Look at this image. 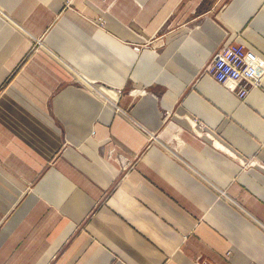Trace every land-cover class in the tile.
<instances>
[{
    "label": "crops",
    "instance_id": "obj_1",
    "mask_svg": "<svg viewBox=\"0 0 264 264\" xmlns=\"http://www.w3.org/2000/svg\"><path fill=\"white\" fill-rule=\"evenodd\" d=\"M237 41L264 0H0V264H264V80L205 70Z\"/></svg>",
    "mask_w": 264,
    "mask_h": 264
},
{
    "label": "built area",
    "instance_id": "obj_2",
    "mask_svg": "<svg viewBox=\"0 0 264 264\" xmlns=\"http://www.w3.org/2000/svg\"><path fill=\"white\" fill-rule=\"evenodd\" d=\"M205 70L218 83L244 99L250 89L262 84L264 59L248 50L244 43L231 42L215 52Z\"/></svg>",
    "mask_w": 264,
    "mask_h": 264
},
{
    "label": "rangeland",
    "instance_id": "obj_3",
    "mask_svg": "<svg viewBox=\"0 0 264 264\" xmlns=\"http://www.w3.org/2000/svg\"><path fill=\"white\" fill-rule=\"evenodd\" d=\"M89 20L92 22V23H97V24H100V25H102L103 24V22H104V18L101 16V15H98V17L97 18H89ZM97 21V22H96ZM41 41V40H40ZM34 50H36V49H41L42 50V48H45V47H43V45H42V43H39V44H35V45H33V47H32ZM208 64V63H207ZM207 64H206V66H207ZM206 66H205V68H206Z\"/></svg>",
    "mask_w": 264,
    "mask_h": 264
}]
</instances>
